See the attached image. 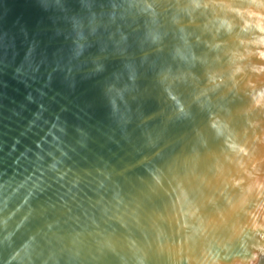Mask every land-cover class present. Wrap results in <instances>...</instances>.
<instances>
[{"label":"water","instance_id":"1","mask_svg":"<svg viewBox=\"0 0 264 264\" xmlns=\"http://www.w3.org/2000/svg\"><path fill=\"white\" fill-rule=\"evenodd\" d=\"M0 264H264V0H0Z\"/></svg>","mask_w":264,"mask_h":264},{"label":"clouds","instance_id":"2","mask_svg":"<svg viewBox=\"0 0 264 264\" xmlns=\"http://www.w3.org/2000/svg\"><path fill=\"white\" fill-rule=\"evenodd\" d=\"M218 258H219V257L217 256V257H216V260H218Z\"/></svg>","mask_w":264,"mask_h":264}]
</instances>
